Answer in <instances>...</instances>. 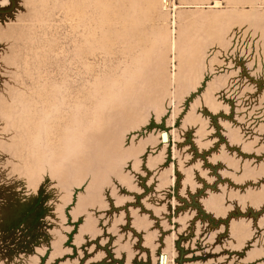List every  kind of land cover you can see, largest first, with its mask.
Instances as JSON below:
<instances>
[{"label": "rangeland", "instance_id": "rangeland-1", "mask_svg": "<svg viewBox=\"0 0 264 264\" xmlns=\"http://www.w3.org/2000/svg\"><path fill=\"white\" fill-rule=\"evenodd\" d=\"M0 264H264V0H0Z\"/></svg>", "mask_w": 264, "mask_h": 264}, {"label": "clouds", "instance_id": "clouds-1", "mask_svg": "<svg viewBox=\"0 0 264 264\" xmlns=\"http://www.w3.org/2000/svg\"><path fill=\"white\" fill-rule=\"evenodd\" d=\"M2 2L6 4L8 2V0H2Z\"/></svg>", "mask_w": 264, "mask_h": 264}]
</instances>
